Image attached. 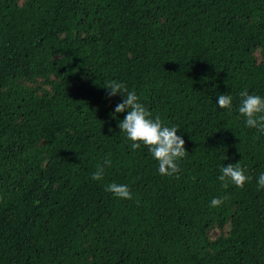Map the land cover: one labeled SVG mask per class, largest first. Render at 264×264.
I'll return each instance as SVG.
<instances>
[{
    "label": "trees",
    "instance_id": "trees-1",
    "mask_svg": "<svg viewBox=\"0 0 264 264\" xmlns=\"http://www.w3.org/2000/svg\"><path fill=\"white\" fill-rule=\"evenodd\" d=\"M113 80L179 127V173L131 149ZM245 90L264 97V0H0V264H264ZM238 162L251 179L223 187Z\"/></svg>",
    "mask_w": 264,
    "mask_h": 264
},
{
    "label": "clouds",
    "instance_id": "clouds-1",
    "mask_svg": "<svg viewBox=\"0 0 264 264\" xmlns=\"http://www.w3.org/2000/svg\"><path fill=\"white\" fill-rule=\"evenodd\" d=\"M167 70V69H166ZM109 96L123 95L124 99L118 103L114 109V114L123 113L128 110L127 115L119 122L121 132L125 133L128 140L132 141V150L139 149L141 143L147 146L158 161V171L161 175L172 176L179 173L178 161L188 152L185 148L186 141L177 134L179 127L165 126L159 116L152 118V113L140 102L135 91H129L125 84L115 80L108 82ZM241 103L239 113L246 118L245 123L250 128H259L264 132V97L249 94L247 90L240 93ZM233 97L228 94H220L217 103L220 108L231 109ZM110 160H105L103 164H98L96 171L92 174L93 180H101L105 175V167L110 165ZM221 175L218 179L223 183V187H228L231 181L237 187L243 188L245 183L251 179L246 175V169L240 163H229L221 168ZM259 188H264V174L258 178ZM106 191L112 192L121 199H131L132 193L127 184H117L115 182L107 185ZM223 198H213L211 206L216 207L223 203Z\"/></svg>",
    "mask_w": 264,
    "mask_h": 264
}]
</instances>
